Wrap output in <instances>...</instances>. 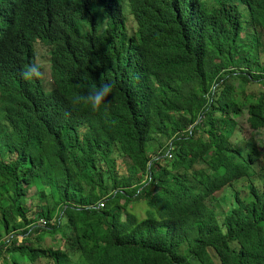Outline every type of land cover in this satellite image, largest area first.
Wrapping results in <instances>:
<instances>
[{
    "label": "trees",
    "instance_id": "16d2710c",
    "mask_svg": "<svg viewBox=\"0 0 264 264\" xmlns=\"http://www.w3.org/2000/svg\"><path fill=\"white\" fill-rule=\"evenodd\" d=\"M262 54L264 0H0V262L264 264Z\"/></svg>",
    "mask_w": 264,
    "mask_h": 264
},
{
    "label": "rangeland",
    "instance_id": "374dc122",
    "mask_svg": "<svg viewBox=\"0 0 264 264\" xmlns=\"http://www.w3.org/2000/svg\"><path fill=\"white\" fill-rule=\"evenodd\" d=\"M127 6H129V5H127ZM260 61H261L260 64L262 66H264V54L261 55ZM35 62L40 67V72H39L40 80H42L44 82V85L47 89H51V87H52V76H51V68H50L49 48L47 46H45L43 43L38 42L36 44ZM230 84L232 85V87L237 88L238 91H242L243 85H242V81H240L239 79H237V78L233 79ZM245 90H246V94L248 96H254L256 98V97H259V95L261 93L264 96V87L262 86V84H260L258 82L255 84H251V85L246 86ZM248 118H249V115L246 112L243 114V116L241 118H239V122L241 123V126L243 127V129L246 133H250V132L254 133L253 130L250 129V126L248 123ZM151 151L149 153L152 154ZM119 171L121 173H127L126 165H124L122 169H119ZM35 192H36V190L34 188H30V190L28 191V196L33 195ZM220 194H221L220 192L219 193L217 192L218 196H220ZM216 200L217 201L220 200L222 202L221 198L217 197ZM26 201H29V200L26 199ZM221 206H222V203H221ZM20 239H21V237L19 236V240ZM49 243L51 245H53V242H51L50 239H49ZM0 264H3V263L0 262Z\"/></svg>",
    "mask_w": 264,
    "mask_h": 264
},
{
    "label": "clouds",
    "instance_id": "9594fccd",
    "mask_svg": "<svg viewBox=\"0 0 264 264\" xmlns=\"http://www.w3.org/2000/svg\"><path fill=\"white\" fill-rule=\"evenodd\" d=\"M113 91V85L111 82H103L98 86L93 85L87 94L83 97L77 96V100H83V103L89 108L92 112H97L102 107L107 108L109 100L106 98L110 97V94Z\"/></svg>",
    "mask_w": 264,
    "mask_h": 264
}]
</instances>
